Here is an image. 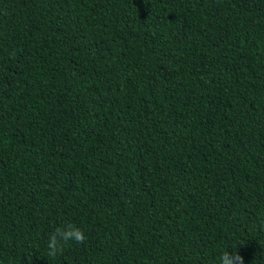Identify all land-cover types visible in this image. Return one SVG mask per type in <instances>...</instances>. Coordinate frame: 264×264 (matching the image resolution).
<instances>
[{
  "label": "trees",
  "instance_id": "1",
  "mask_svg": "<svg viewBox=\"0 0 264 264\" xmlns=\"http://www.w3.org/2000/svg\"><path fill=\"white\" fill-rule=\"evenodd\" d=\"M225 250L264 264V0H0V264Z\"/></svg>",
  "mask_w": 264,
  "mask_h": 264
},
{
  "label": "clouds",
  "instance_id": "2",
  "mask_svg": "<svg viewBox=\"0 0 264 264\" xmlns=\"http://www.w3.org/2000/svg\"><path fill=\"white\" fill-rule=\"evenodd\" d=\"M86 240L84 230L68 223L65 227H57L54 233H51L47 242V255L55 258L58 253L63 252L64 245L69 241L76 244H82ZM218 264H243V257L237 252L225 250L219 257Z\"/></svg>",
  "mask_w": 264,
  "mask_h": 264
}]
</instances>
